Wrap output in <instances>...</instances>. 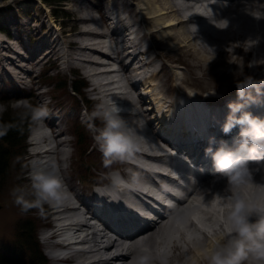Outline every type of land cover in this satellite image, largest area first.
<instances>
[{
  "label": "clouds",
  "instance_id": "9594fccd",
  "mask_svg": "<svg viewBox=\"0 0 264 264\" xmlns=\"http://www.w3.org/2000/svg\"><path fill=\"white\" fill-rule=\"evenodd\" d=\"M227 6L229 0H223ZM244 11L256 18H264V8H256L251 0H244ZM221 29L229 27L228 18L212 19ZM192 31L198 30L196 23L190 25ZM259 42V37L248 38V46ZM206 50V59L211 61L217 55L215 45L202 41ZM264 63V58L249 61V67ZM240 77L235 79L237 97L227 102L228 112L221 124L225 134L239 128L231 142L215 134L209 136L204 149L205 155L213 163L212 186H201L196 198V208L192 205L177 210L171 219L184 233V239L178 242L184 249L198 248L196 256H187L181 262L173 257L166 247L160 246L161 237L156 236V246L141 240L131 256V264H264V181L257 180L264 171V116L250 110L253 103L264 102V77L244 72V64L238 63L236 69ZM235 75V72H234ZM215 91V90H214ZM207 95V93H205ZM183 97L179 103L183 104ZM25 106L31 109L33 121H41L48 116L47 106ZM2 110V107H0ZM134 107L131 112L135 113ZM123 106L113 97H106L88 114L92 121L88 127L93 130L94 140L104 154L105 164L114 161H128L135 158L137 151L145 146L146 138L138 131L144 126L142 119L130 120L122 115ZM101 120V125L94 123ZM10 125L0 124V136L6 134ZM35 134V133H34ZM72 149L65 146L61 155L46 161L32 162L28 175L30 185H17L12 189L15 203L27 210L33 206L63 205L73 193L65 181ZM204 169L201 168V171ZM107 184H98L95 188L100 195L110 199H119V191L125 187L139 185L142 178L137 172L124 177L118 170L106 174ZM196 181L195 176L192 177ZM223 181V187L216 189L215 184ZM255 187L261 195L253 197L249 189ZM211 212V220L202 219L203 212ZM195 221V224H193ZM206 233V235H205ZM177 238L180 232H177Z\"/></svg>",
  "mask_w": 264,
  "mask_h": 264
},
{
  "label": "bare ground",
  "instance_id": "6f19581e",
  "mask_svg": "<svg viewBox=\"0 0 264 264\" xmlns=\"http://www.w3.org/2000/svg\"><path fill=\"white\" fill-rule=\"evenodd\" d=\"M3 1V0H2ZM0 1V7L4 6L5 4H1ZM110 2V1H109ZM116 4L122 3L119 0H115ZM178 2L176 0H142L141 6L138 4L136 5V8H128V10L132 13L135 12L141 16L142 21L146 25V28H143L140 23H143L142 21H133L138 25V31L131 30V25L130 24H125L123 22V18H119L117 21L114 22V28L116 30V33L118 31L124 32L127 38H132L134 33L138 34L141 31H145V33L141 36H138L139 40L144 39L147 35L150 37V43L148 49L144 52L140 51V54L146 53V56L149 58V62L152 60H159L162 62V67L160 70L157 72L153 73L151 77L149 76V79H143L142 81L146 84L145 86V91L146 94L149 96V99H151L154 104H152V109L156 111L159 116L164 117V119H167L168 114L173 112V115H176L183 121L186 122L184 123L185 125H190L191 123L196 124V125H202V124H207L210 122V120L207 118V114L210 111V108L202 102H199L197 104L193 103L194 100L188 99V98H183L185 105H182L181 107L176 108L174 105L177 104V99H174L178 97V95L185 93L186 91L182 88H191L186 85H193L194 86V91L197 93H202L203 89L198 88L199 84H202L204 82H207L208 80H205L203 70H200V64L201 62L203 63H209L212 62L213 60L216 59L217 56L220 58L224 56V54H227L232 51L234 53V50H231L232 47L236 48V50H245L248 49V51H255L257 56L261 58V56L264 57V53H257V48L252 45L248 46V38L252 37L253 39L259 37V42L258 45L263 47L264 49V18H256L255 16L251 15L250 13L244 11V7L242 5H245L244 0L242 1H237L234 2L231 7L224 12L221 16H218V18H222L223 15H226V18L230 20V24L228 28L221 29L217 25H199L198 30L192 31L190 28V23H198L197 21H201V17H196V18H187L185 19L180 11V7H178L176 4ZM251 4L253 7L256 8H264V0H251ZM9 5V4H8ZM27 7V6H26ZM139 7H141L139 9ZM99 9V8H98ZM22 10L27 11V9L22 8ZM125 10V9H124ZM149 10V11H147ZM128 12L127 10H125ZM21 12L18 11L17 13H14L11 16H13V20L19 24V21H24L23 20V14H20ZM105 13V10H104ZM114 14V12H112ZM27 15V14H25ZM107 21V19H112V17H109L105 14H103ZM132 15V14H131ZM129 16V15H128ZM19 17V19L17 18ZM37 17V16H36ZM132 17V16H131ZM33 18V16H32ZM130 18V16H129ZM34 16V20H36ZM131 19V18H130ZM140 19V20H141ZM102 20V19H101ZM259 21V24L261 25L260 28H256L254 25V21ZM89 21V22H88ZM94 21L93 17H87V16H78L77 19L75 20V26L78 29L73 32L75 35L73 38H69L65 41V47L67 49H73L72 52H70V55L76 54L74 50H78L81 57L75 56L76 58H79L78 60V67L82 69L84 74H89L90 76L94 77H100V76H106L111 73H115V76L119 78V76L123 77L125 82L126 88L131 89V91L125 90L123 91L124 93L117 92V91H111V93L115 94L116 96L114 98L122 100H126L125 102L129 103L130 105H134L135 103H140L142 106H144L146 100L142 96L136 95L135 94V88L136 85L133 83V81L130 80V66L124 64V59L126 57L130 58L129 59V64H132L135 62L140 55L139 54H134L131 55L130 52L127 53L126 56H122L124 53L126 46H119V41L116 39V33L113 32V30H110L109 32L105 31H96V30H88L83 27V25L87 23H92ZM103 21V20H102ZM104 22V21H103ZM79 23L82 27L79 26ZM105 23V22H104ZM106 25V24H105ZM41 25H38L35 30L40 28ZM107 27V25H106ZM73 29V28H72ZM130 31L129 33H127ZM201 32L202 34L208 36L211 38L210 44L215 45L217 48V55L216 57L209 61L206 59L207 53L206 50L203 48L202 43L199 42V38L197 37L198 35H195L196 32ZM37 38L39 37L40 40H43L46 35H41L37 31ZM71 35V34H70ZM107 38L111 39L113 38L115 41L113 42V46L107 47L105 42L108 41ZM97 39V40H96ZM133 39H127V41H131L134 46H138V43L136 40ZM138 41V40H137ZM0 51L3 52V54L0 53V76L5 74L7 71L2 67V65H5V60L7 61L6 63L8 65H13L15 68L20 67V65L16 64L14 61V57L16 58L17 56L11 54V52L17 53L15 51V47L8 43L4 38L1 39L0 41ZM59 43V41L51 39L49 42L41 43L38 44L37 47H43L46 46V48L51 47L47 52V57L48 59L52 58H62L63 54L59 53V50H56V46ZM166 43V46L163 47V45ZM24 45V44H23ZM159 48V49H158ZM162 48V49H161ZM251 48V49H249ZM70 49V50H71ZM33 53L32 58V67L36 68V66L40 63L37 58H35V55H37L38 51H40L38 48L35 49ZM148 51L151 52L148 54ZM261 51V50H258ZM44 50L41 49L40 53L43 54ZM153 52V54H152ZM236 52V51H235ZM59 53V54H58ZM5 54V55H4ZM10 54V55H9ZM19 54V53H17ZM109 54H116L118 55V59L112 58ZM56 55V56H55ZM94 55V57H93ZM261 55V56H259ZM19 58V56L17 57ZM98 58L102 59H107L106 61H110L111 63L107 64L104 63L103 61L99 60ZM144 61H140L141 63L146 62L145 56H142ZM191 59L192 62L191 64L186 61V63H182L183 59ZM245 58L246 56L243 55L242 59L239 61L237 60L236 62H232L230 60V66L234 68L235 73H239L236 71L238 68V63L242 62L245 64ZM20 59L22 60H29L26 59L23 55H20ZM224 59V58H223ZM43 60V59H42ZM38 61V62H37ZM239 61V62H238ZM168 62V63H167ZM181 63V64H180ZM145 63V65H148ZM177 64H180L179 66ZM72 65L75 66V64L72 62ZM112 67L118 65L120 68L116 69L113 71ZM193 70L190 72V75L184 76L183 77V71L181 70L182 67L184 66L188 70V66L191 67ZM203 66V64H202ZM10 67V66H9ZM199 67V68H198ZM140 68V66H139ZM11 69V68H10ZM168 69L172 74H168ZM203 69V68H202ZM4 70V71H3ZM23 70V69H22ZM138 70V69H137ZM191 74H193V77L195 80L191 77ZM198 74V75H197ZM182 75V77H181ZM166 79H162V77ZM168 77V78H167ZM151 80L153 82H151ZM159 81L160 85L159 87L158 82ZM197 80L200 82L198 83ZM202 80V81H201ZM115 81H120L119 79H110L106 84H96L94 86V90H99L101 87H103L105 90L109 89V87L106 85H113ZM155 81V82H154ZM213 82V81H211ZM210 81L207 82V84H211ZM122 86V85H121ZM120 87V86H119ZM114 88H118V84L114 85ZM121 89V87H120ZM119 89V90H120ZM109 94V93H108ZM186 94V93H185ZM184 96V95H183ZM171 98L172 100H170ZM232 100V99H231ZM150 101V102H152ZM124 102V103H125ZM123 102H120V104L125 106ZM197 111L199 112V115L196 116ZM140 112V113H139ZM138 113H133L130 112L127 114H122L124 116H128L130 119L132 118L134 120H138L140 118H144L147 120V124L149 125V129H151V124L148 122L149 120L146 119L148 110L146 109H141ZM78 115L81 114V112H77ZM215 114H218V112H214ZM225 119V116L221 118L223 121ZM79 123L83 124L81 120H78ZM179 122V120L177 121ZM51 129V134L46 138L50 140L52 138L53 142L55 143L53 153H56L58 151H61V146H65L69 141H64L62 139H59V134L56 132V126L50 125ZM160 130L169 135H173V131L168 128V127H161ZM87 133V131H85ZM195 141V140H194ZM206 147V146H205ZM203 147V149H205ZM51 150L45 149V150H39L36 155L44 153L45 157L49 156V152ZM147 153L152 154L150 151H147ZM149 154H141L136 152L135 155H143L145 157V160L149 159L150 161L157 160L156 157H152ZM203 154V153H202ZM44 157V156H43ZM141 158H139V162L143 164ZM147 158V159H146ZM49 158H46L48 160ZM161 161V160H160ZM152 164V162H151ZM140 169L142 170V174L149 176V172L151 171L155 176L159 177V168H151L146 167V166H140ZM150 172V173H151ZM129 177V175H127ZM153 178V176L151 177ZM150 178V179H151ZM257 180L264 181V172H261L257 175L256 177ZM153 180V179H152ZM212 180L210 179L206 181L202 186H212ZM146 180L142 179V182L139 185L129 187L130 189L127 188H122L120 192L124 195V197L127 199L131 197H136V194L138 192L143 193L144 195H149L151 194L150 191L152 189L148 187L150 184H146ZM148 185V186H147ZM214 187L216 189H220L223 187V181H221L218 184H215ZM201 186L198 188L200 190ZM72 190V188H70ZM256 189V188H255ZM156 192H162L160 189L155 187ZM250 193H252L253 190H250ZM156 192H152L153 194H156ZM120 194V193H119ZM160 195V193H159ZM199 195V193H198ZM104 197L106 195H103ZM196 196L194 199H189L186 201V205H192L195 203ZM108 198V196H106ZM121 204L124 202L123 198L117 199ZM137 206V205H135ZM65 209L63 205H51V210L52 213H57L58 210L60 209ZM113 208H116V206H113ZM99 209L101 210H106L105 215L109 216L110 209L107 206H100ZM180 208L179 210H181ZM100 210V211H101ZM203 212L202 219L206 221L211 220L212 213L211 212H205L204 210H201ZM110 219L114 222L117 223L121 226H125L126 222L118 219L114 214H110ZM128 226H133L135 224L134 221H127ZM193 224H195V221H193ZM90 226V225H87ZM174 228V229H173ZM174 230V231H173ZM55 232H58L55 231ZM177 232H180L179 238H177ZM206 235V233H205ZM160 236L161 241L160 245H163L167 247L172 253L173 257L176 260H179L181 262L184 261L185 257H187V253L183 254L180 252L181 244L178 242L179 240L184 239V233L180 231L175 224L173 223V220L171 218H167L163 220L160 224L156 225L152 229H150L147 233L141 234L139 236L130 238L129 241H117L116 239L112 238L106 231L103 229L95 232V231H89L86 233L85 238L87 242H92L94 245H96V248L93 251V255H100L97 259L93 260L91 264H113L114 261L120 260L122 261L121 264H131V256L133 252L135 251L138 241L145 240V242H148L152 244L153 246L156 245L155 237ZM176 242V243H174ZM183 247V246H182ZM191 247V246H190ZM178 250V252H177ZM191 250H194V255L196 256L198 254L199 249L192 247ZM105 251V256L102 257L103 252ZM89 252H79L77 254L72 255L70 258L72 260L76 258H81L87 255Z\"/></svg>",
  "mask_w": 264,
  "mask_h": 264
},
{
  "label": "rangeland",
  "instance_id": "374dc122",
  "mask_svg": "<svg viewBox=\"0 0 264 264\" xmlns=\"http://www.w3.org/2000/svg\"><path fill=\"white\" fill-rule=\"evenodd\" d=\"M119 1L122 2L120 3V5L116 4L115 0H62V2L58 0H3L1 4H5V5L0 7V18H3L4 20L7 21L8 19L11 20L13 19L12 18L13 16H11V14L13 15L18 11L21 12L20 14L24 13V15L27 14L30 17L33 16V20L31 22L34 23L36 26L32 27V29L30 30L28 41L31 40L33 37H35L38 31L39 34L46 35L48 38H50V35L53 36L56 35L59 38L60 47L62 46L64 47L65 41L75 36L73 32H75L78 29V27L77 28L75 26L73 27V25L75 24L74 22L78 16H92L94 18V21L92 23H87L83 25L84 28L88 30L95 29L96 31H98L97 29L102 30L101 27L104 26L103 21L105 22V24L108 22V20L106 21L105 17H103L104 16L103 11L104 8H106V6L110 9L119 8L120 10H123L125 13H128L132 21H137V22L142 21L141 16L139 14L135 12L131 13L128 10V8L135 9L136 8L135 4L137 5L139 4L141 6L142 0H119ZM22 8L27 9V11L22 10ZM140 8L141 7H139V9ZM124 9L127 10L128 12H126ZM95 14H98V16H95ZM34 16L35 18H37L36 20H34ZM26 20H28V18H26ZM111 23L112 20L108 24L110 25ZM140 24L143 28H146L144 22ZM38 25H41V27L35 30ZM79 26L82 27L80 23ZM1 36L2 35H0V38ZM145 39L147 43H149L150 40H152L147 35ZM48 40L46 38H43V41H48ZM19 44H20V37L16 39V42L12 43L15 49H22ZM164 46H166V43L163 45V47ZM70 49H68V51L72 52L73 49L71 50ZM231 50H234V53L230 51L228 55L224 54V56H222L221 58L217 56L216 59L213 60L212 62L199 63L200 70H203L202 71L204 74L203 78L210 82L213 81L211 82V84H207L208 81L199 84L198 88H202L203 92H207L210 89H217L225 93L236 92L237 90H236L235 79L240 77V73L238 74L235 73L234 75V68L230 66L231 64L229 62L230 60L232 62L233 61L236 62L237 60L240 61L243 55L246 56L245 64H244L245 73H252L254 75L256 74L264 75V63H258L253 67L248 66L249 61L251 60L253 59L260 60V58L257 55L256 57L254 56L255 51L252 50L248 51V49L240 51V50H236V48L234 47H232ZM259 50L261 51H257V53H264L263 47H260ZM74 52L76 54H72L73 61H71L70 63L71 65L70 69L67 68V65L70 66L69 63L66 62L62 63V58L60 57L57 58V60L56 58H52L51 60H48L46 56L45 57L43 56V60L36 68V70L39 71V75H37L36 72L33 73V75L31 72H29L28 73L29 76L26 73H23L27 78H24L25 80L23 81L22 78L19 79L20 80L19 86L16 89H14L15 84H11L8 81L10 83L8 88H11L12 91L0 93V107H2V110H0V116L6 115L8 113L12 115H21L25 113L27 110L29 111L30 107L25 106V102L27 105L30 106L32 105L43 106L44 103L40 99H43V101L45 100L46 102L49 101L50 105H54V110L56 111V114L58 115L59 113L60 116H63L64 122H66L69 117L72 118L73 121L78 119L76 117L78 115L77 112L80 111L82 112V110L80 109L74 110L75 106L77 105L78 108L81 106L83 107L87 106L93 109L94 102L97 101V99H95L94 97L95 94L91 93V91L89 90L91 86L90 79L87 76H85L82 73V69L78 67L79 58H76L75 56L81 57L82 55H80L78 50H74ZM11 54H13V52H11ZM13 55L17 56L16 54ZM261 58L264 57L261 56ZM18 59L17 58L14 59L15 65L21 63V61ZM182 61H183L182 63H186L187 61L188 63L191 64L193 60L192 58L191 59L185 58ZM6 62L7 61L5 60V66L7 67L10 66L9 68H13V69L15 68L14 64L12 66L7 65ZM30 62H32V59ZM72 62L75 64V66L72 65ZM159 63L160 62H158V64ZM180 64L177 65L179 66ZM29 65L31 67L32 63H29ZM3 66L4 65H2V67ZM1 69L2 68H0V71ZM192 70H193L192 65L191 67L188 66V70H182L183 77L190 75V72ZM168 74H172V72H170L169 69L167 75ZM191 77L192 78L194 77L193 74H191ZM194 78L191 80H195ZM75 79H76V85L79 88L78 90L80 91H77L75 89V86H73L74 85L73 82ZM162 79H166V76L165 78L162 77ZM81 82H87L88 87L87 86L79 87L82 84ZM197 82L200 83L198 80ZM4 83L7 84V81H5L4 79H0V90H2V88L4 87ZM31 86L34 87V89H29ZM125 86L126 85L122 86L121 88L124 89ZM186 86L191 87V89H194L193 85L188 84ZM45 90L47 92L44 93L46 95L43 98L42 96H40V92ZM22 94H25L26 97H21L19 99H16L17 96H24ZM73 101L75 102L73 103ZM56 104H60L62 108L56 106ZM82 115L83 118L80 120L82 122H85L87 120V117L85 114ZM77 126L79 127V125ZM79 129H80L79 130L80 133L84 136H85V131H88V133L86 134H88L89 136L86 135L87 138L84 139L80 138V143H83L82 145L80 143L76 145L75 143H73L74 145L73 152L70 154L68 161L70 167H68L67 176L65 174L66 176L65 180L68 182L71 180V182L74 184L75 183L74 177L76 175L77 177H83L87 179L88 182L90 179L93 178H95L96 181H100L104 179V177L100 175V173H102L100 167L108 168L110 165L105 164V158L101 156V152L99 148L97 149V151L96 149H92L94 146V138L92 136L93 130H91L88 126H86L84 131L80 127ZM25 141L27 147L24 154L16 158H13V156H11L10 166L8 168L9 170L7 174H5L4 184L0 188V250L4 253L9 252L12 253L14 256H22V257L25 252L24 240L22 239L23 232L26 230V234L29 235L28 240L31 237L33 238L32 240L36 242L38 241L41 228H43L48 223H52V216L50 214L51 213L50 204L45 203L42 206V208L39 206H33L25 210L22 208L21 205L15 203V199L12 195V189L17 185H23V186L30 185V178L28 173L32 168V162H31L32 157H30L32 156V153L29 149V146H31V144L29 143L30 141H28V139H26ZM90 143L91 144L93 143V146L91 145L88 152H86V148ZM31 149L32 150L36 149L37 151L39 150V145L37 146L34 145V148L32 146ZM81 149H83V153H81L80 151ZM50 157L51 154L47 156V158ZM31 228H33V230L30 232ZM39 243L41 244L43 248L42 250L44 251L45 248L44 243H42L41 241ZM191 248L192 247L184 249L181 246L180 252H182L183 254L187 253V256H193L194 250H191ZM26 251H28L27 248ZM44 254L46 255L45 251ZM24 258L28 259V257H24ZM47 259L49 260V264H53V259H51L48 256ZM40 264H45V263H40Z\"/></svg>",
  "mask_w": 264,
  "mask_h": 264
},
{
  "label": "trees",
  "instance_id": "16d2710c",
  "mask_svg": "<svg viewBox=\"0 0 264 264\" xmlns=\"http://www.w3.org/2000/svg\"><path fill=\"white\" fill-rule=\"evenodd\" d=\"M61 2V0H58ZM61 4V3H60ZM0 124L10 125L6 134L0 136V188L4 184V176L8 172L10 166L11 156L16 158L25 152L24 140L27 133L33 126L31 118V111L27 110L21 115H12L10 113L0 116ZM25 247L27 252L25 257L28 259L16 258L4 255L0 252V264H40L44 262L45 258L41 252L40 246L37 242L24 235Z\"/></svg>",
  "mask_w": 264,
  "mask_h": 264
}]
</instances>
